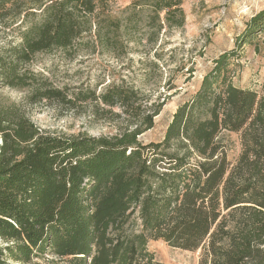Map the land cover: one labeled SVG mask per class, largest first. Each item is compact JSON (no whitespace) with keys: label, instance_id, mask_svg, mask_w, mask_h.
<instances>
[{"label":"trees","instance_id":"trees-1","mask_svg":"<svg viewBox=\"0 0 264 264\" xmlns=\"http://www.w3.org/2000/svg\"><path fill=\"white\" fill-rule=\"evenodd\" d=\"M118 1L0 0V22L12 20L19 36L0 53L1 85L70 108L90 101L97 114L119 108L129 120L113 136L59 135L0 105V264H41L34 259L46 255L74 264H165L150 240L201 249L198 264H264V96L233 81L240 48L264 32V8L236 47L213 60L163 140L143 144L139 135L162 105L143 103L140 89L124 79L100 92L54 87L26 66L54 50L120 57L143 40L134 34L140 22H158L147 33L152 41L177 15L174 24L183 21V0ZM223 131L240 133L235 164L219 141Z\"/></svg>","mask_w":264,"mask_h":264},{"label":"rangeland","instance_id":"rangeland-1","mask_svg":"<svg viewBox=\"0 0 264 264\" xmlns=\"http://www.w3.org/2000/svg\"><path fill=\"white\" fill-rule=\"evenodd\" d=\"M129 2L119 0L118 6ZM182 7L181 25L174 24L180 19L177 15L172 26L166 25L156 40L148 41L146 37L158 27V22L151 25L146 23L147 19L140 22L134 34L143 35V40L131 42L129 52L120 57L87 52L65 58L61 51L54 50L36 55L26 66L37 73L35 78L39 82L47 78L54 87L70 90L83 87L100 92L108 83L124 79L128 85L140 89L143 103L162 105L153 126L139 135L143 144L160 142L177 108L197 92L213 60L236 47L252 16L264 8V0H183ZM16 27L12 20L0 22V53L19 41ZM240 53L241 66L234 84L264 96V32L250 37ZM0 105L17 106L39 128L59 135L113 136L129 125L126 113L119 108L113 109V113L97 114L95 104L90 101H77L70 108L57 102L36 101L30 89L1 83ZM219 141L229 161L235 164L242 150L240 133L223 131ZM148 248L157 261L165 264H198L201 254V249L184 250L162 240H150ZM33 262L75 263L52 255ZM8 264L22 263L9 260Z\"/></svg>","mask_w":264,"mask_h":264}]
</instances>
